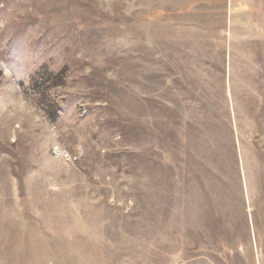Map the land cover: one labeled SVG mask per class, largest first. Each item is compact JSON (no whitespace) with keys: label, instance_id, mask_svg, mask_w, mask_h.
Masks as SVG:
<instances>
[{"label":"rangeland","instance_id":"obj_1","mask_svg":"<svg viewBox=\"0 0 264 264\" xmlns=\"http://www.w3.org/2000/svg\"><path fill=\"white\" fill-rule=\"evenodd\" d=\"M0 264H264V0H0Z\"/></svg>","mask_w":264,"mask_h":264}]
</instances>
